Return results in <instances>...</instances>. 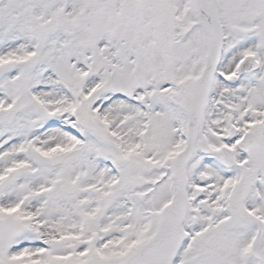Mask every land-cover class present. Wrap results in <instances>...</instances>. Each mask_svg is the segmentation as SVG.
I'll use <instances>...</instances> for the list:
<instances>
[{"label":"snow or ice","instance_id":"1","mask_svg":"<svg viewBox=\"0 0 264 264\" xmlns=\"http://www.w3.org/2000/svg\"><path fill=\"white\" fill-rule=\"evenodd\" d=\"M0 264H264V0H0Z\"/></svg>","mask_w":264,"mask_h":264}]
</instances>
